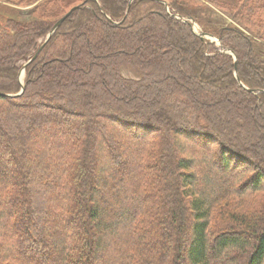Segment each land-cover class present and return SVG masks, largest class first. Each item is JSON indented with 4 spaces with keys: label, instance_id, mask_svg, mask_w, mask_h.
<instances>
[{
    "label": "trees",
    "instance_id": "trees-1",
    "mask_svg": "<svg viewBox=\"0 0 264 264\" xmlns=\"http://www.w3.org/2000/svg\"><path fill=\"white\" fill-rule=\"evenodd\" d=\"M0 7V264H264V0Z\"/></svg>",
    "mask_w": 264,
    "mask_h": 264
},
{
    "label": "rangeland",
    "instance_id": "rangeland-1",
    "mask_svg": "<svg viewBox=\"0 0 264 264\" xmlns=\"http://www.w3.org/2000/svg\"><path fill=\"white\" fill-rule=\"evenodd\" d=\"M217 1L222 2V3H233V2H235V0H217ZM205 3H206L207 7L203 10V12L201 11L200 18L204 19L205 22L207 21L208 23H210L212 25L213 29L218 28L221 25H224V26L234 25V26H236L234 21L228 15L225 14L226 12L224 10L220 9L219 7L215 6L214 4L212 5V4L207 3V2H205ZM21 10H22L23 16L15 15V17H19V19H22V20L23 19L27 20L28 19L27 12L29 10L28 9H24V10L21 9ZM0 11H2L3 13H9V11H6L5 8H2V7H0ZM195 24L197 25V28H195V30L199 31V32L202 31V28L199 26V24L197 22H195ZM236 27L238 28V25ZM242 31H245V30H242ZM210 40L214 41V39H210ZM215 41H217V40H215ZM123 74L127 78H134V75H133L132 71H130V70H124Z\"/></svg>",
    "mask_w": 264,
    "mask_h": 264
},
{
    "label": "water",
    "instance_id": "water-1",
    "mask_svg": "<svg viewBox=\"0 0 264 264\" xmlns=\"http://www.w3.org/2000/svg\"><path fill=\"white\" fill-rule=\"evenodd\" d=\"M77 9V8H74L72 9L65 17H63L62 19H60L56 24L55 26L53 27V29L51 30V32L49 33L47 39L45 40V42L42 44V46L39 48V50L36 52V54L33 56V58L23 67V69L21 70V73H20V81H21V84L23 86L22 88V91L20 94H22L24 92V78H25V71H26V68L29 64H31L32 62H34L38 57L39 55L41 54V52L43 51V49L46 47V45L49 43V41L51 40L52 36L57 32V30L63 25V23L65 22V20L73 13V11ZM187 22H191L192 26H193V30L194 32L200 36L202 39H214L217 40V42H219V40L217 38H215L214 36L210 35V34H207V33H204L202 31H196L195 28H197V25L195 24V21L194 20H185ZM224 53H227V54H231L235 57L236 59V56L234 55V53L230 50H224ZM236 76H237V72H236ZM237 79L238 81L239 78L237 76Z\"/></svg>",
    "mask_w": 264,
    "mask_h": 264
}]
</instances>
